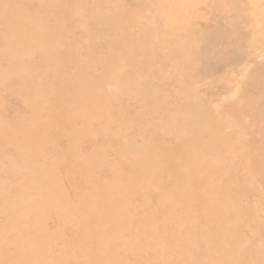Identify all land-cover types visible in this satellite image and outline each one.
<instances>
[{"label":"rangeland","instance_id":"obj_1","mask_svg":"<svg viewBox=\"0 0 264 264\" xmlns=\"http://www.w3.org/2000/svg\"><path fill=\"white\" fill-rule=\"evenodd\" d=\"M0 264H264V0H0Z\"/></svg>","mask_w":264,"mask_h":264}]
</instances>
